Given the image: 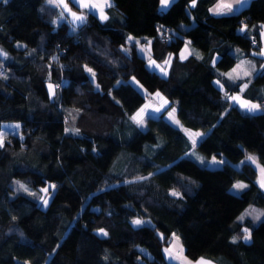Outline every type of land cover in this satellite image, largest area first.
I'll list each match as a JSON object with an SVG mask.
<instances>
[{
	"label": "trees",
	"instance_id": "obj_1",
	"mask_svg": "<svg viewBox=\"0 0 264 264\" xmlns=\"http://www.w3.org/2000/svg\"><path fill=\"white\" fill-rule=\"evenodd\" d=\"M214 1L192 7L172 0L161 8L160 0H113L111 17L88 13L73 31L68 21L55 24L59 9L47 0H0V128L19 121L0 147V264H174L163 254L173 234L190 258L264 264V216L238 220L249 203L264 210V189L247 159L254 153L264 167V102L246 111L215 82L237 60L232 47L261 58L264 0L225 15L209 11ZM129 36L150 37L157 61L171 56L167 76ZM185 41L197 52L181 59ZM252 82H264V67ZM154 90L185 126L205 131L195 148L220 165L190 156L191 141L164 111L145 127L131 119ZM238 179L247 187L235 192ZM19 182L56 187L42 206L17 190ZM136 217L148 220L135 226Z\"/></svg>",
	"mask_w": 264,
	"mask_h": 264
},
{
	"label": "snow or ice",
	"instance_id": "obj_2",
	"mask_svg": "<svg viewBox=\"0 0 264 264\" xmlns=\"http://www.w3.org/2000/svg\"><path fill=\"white\" fill-rule=\"evenodd\" d=\"M72 2H73V4L78 5L80 8L87 9L89 14H91V15H96L97 10H98L99 18L101 21H105L108 19V16L105 14L104 9L106 7L112 6L111 3L109 2V0H100V2H97V0H72ZM48 3L49 4H56L57 6H62L64 9V12H69L73 18L71 21V23L73 25H76L77 22H79V25H83L86 22L87 16L84 14L77 15L76 12H72L71 9H69L68 4L65 2V0H48ZM160 3H161V5L166 7L169 4V0H160ZM196 3H197V0H191V6L192 7H195ZM210 11H212L214 15H225V14L231 13L233 11V5L231 3H224L223 0H220V3H218L215 8L210 9ZM64 12H61V14H60L61 18H63ZM245 29H246V26H245V28H242L241 31H245ZM74 30L75 29H73V31ZM261 36H264V32L261 33ZM253 42L255 43V41H253ZM128 43L133 44V46H134L135 44H138L140 42L134 41V38L129 36L128 37ZM147 43L150 44L151 42L148 41ZM125 51H127V50H125ZM141 51L143 52L145 50L143 48H141ZM185 51H188L187 47L185 48ZM260 54L264 55V52H261ZM0 55H3L6 57V54L3 53L2 51H0ZM188 55H191V52H188ZM180 58L181 59L187 58L184 55V52L181 53ZM214 63H215V61H214ZM164 64H166V65L169 64V61H167V60L164 61ZM149 66L150 67L154 66L155 68H158L164 76H167L166 68L159 65V64H156V62L154 60L149 59ZM240 67H241L240 65H237V68H240ZM86 71L91 73L93 77L95 76V73L92 72L91 68L86 67ZM234 72H236V69H233L232 72L227 74V76L230 80L235 81L237 79H243V76H240L239 74H237L236 76H233L232 73H234ZM250 75H251V73L244 72V76H250ZM134 79L135 78H133V80ZM136 83L138 84L139 82L137 81ZM216 84L219 85L221 87V89L223 88V85L220 84L219 80L216 81ZM54 87L55 86L52 85L51 83L48 85L50 96L55 95ZM97 87H99V86H97ZM140 87L142 88V85ZM246 87H247L246 83L243 86H240V91L243 92L244 88H246ZM155 95L157 97H161V99H163V104L159 108H153L152 111H148L150 106L147 104L143 108H141L134 116L131 117V119L133 121H135L138 126L143 125L145 116L152 118L153 112L159 113V112L167 110L168 105H169V101L164 99L161 96V93H159V92H156ZM225 95L227 96V93ZM227 98L233 102L239 103L240 107L245 108L249 112L259 110L261 107L259 104H253L247 100H243L240 96H230ZM175 111H176L175 108H172V110L168 112V117L174 124L179 125L180 122H179V120L176 119ZM15 127L19 128V125H16ZM66 131H68V130L66 129ZM76 131H78V130H76ZM184 131H185L186 135H188L189 140L191 141L192 148L195 149V147L199 143V139H201L203 137V133L191 132L187 129H184ZM3 146H4L3 139L0 138V147H3ZM189 155H195V152L193 151V152L189 153ZM247 159L249 161H251L252 163H256V158L253 156H248ZM213 162H215V158H213ZM201 163H203V160H201ZM257 167L259 168V171L261 173L259 183H260V186L262 188H264V167H261L259 165H257ZM141 179H146V178H141ZM49 187H51L52 189H55L56 186L50 185ZM49 187H45V188L41 189V191L43 193L47 194L49 192ZM245 187H247V186L244 184H240V183L234 185V188H236V189H243ZM20 189L24 190L25 192L28 191V189L23 184L19 185V188L17 190H20ZM171 194L173 196H179L180 195V193L175 192V191H173ZM40 199L43 200L44 205L48 204V199H45L44 197H41ZM245 216H253V218L255 220H260L261 217L264 216V212H259L256 209H252L251 211L246 210L245 213H243L240 217H238V220L243 222ZM132 223L135 226H139L145 222L140 220V219H136V220H133ZM243 233H244L243 239L245 241H248L251 239V232L248 228H244ZM99 234L102 236H105V237L108 235V233L105 232L103 229L99 230ZM173 236H174L173 244L170 247L164 249L166 257L169 260L182 259L185 262V264H192V262L188 261L186 257H183V255H182L183 254V247L182 246H179V254L173 253V248L176 247L178 242H179V237H176L175 234H173ZM161 239H164V237L161 236ZM236 240H237V237H233L232 242L235 243ZM196 264H209V262L205 261L203 258H200L199 260L196 261Z\"/></svg>",
	"mask_w": 264,
	"mask_h": 264
},
{
	"label": "crops",
	"instance_id": "obj_3",
	"mask_svg": "<svg viewBox=\"0 0 264 264\" xmlns=\"http://www.w3.org/2000/svg\"><path fill=\"white\" fill-rule=\"evenodd\" d=\"M171 1L172 0H169V3ZM65 2L68 4L69 9H71L72 12H76L77 15H81V14H84L86 16L88 15L89 12H88L87 9L80 8L78 5L73 4L72 0H65ZM97 2H100V0H97ZM109 2L112 5L113 0H109ZM223 2L224 3H231L233 5V11H234V10L240 8L241 6L247 4L249 2V0H223ZM218 3H220V0H215L213 3H211L209 5V7H208L209 11H210V9L215 8ZM53 5L57 6L56 4H53ZM159 6L161 8H165V6L161 5V3H159ZM57 8L59 9V13L54 18L55 24L59 23L62 20H65V21L70 22L71 26H73L74 28H77L78 27L79 22H77L76 25H73L71 23V21H72L73 18L70 15L69 12H64V9H63L62 6H57ZM109 8L110 7H106L104 9L105 14L108 16V18L113 15V8H110V9ZM61 12H64L63 18H61V15H60ZM96 16L100 20L98 10H97ZM262 32H264V21H262L260 23V28H259L260 49H259V53L258 54H259V56H261V58L260 57L255 58V57H252L250 55H246L243 50H239L240 53H236V57H237L236 62L231 67H229L228 69L222 70V71L218 72V75H217V77H219L221 79L222 83H223V88L222 89H223V91H224L225 94L227 93V97H229L231 94L233 96H240L243 100H247V101H249V102H251L253 104H259L261 106L259 110H256V111H253V112H257V111L262 110V103L264 102V82L263 83H259V84H256V83H253L252 82V77L259 70H261L264 67V55H261L260 54L261 52H264V36H261V33ZM131 37H133L134 40H139L140 39V37H134V36H131ZM149 39H150V37H148V39H146V40H144V41L136 44L137 49L142 44L148 45L149 55H147V57L138 49V51L140 53H142L147 58V64L148 65H149L148 59H153L152 58V55H151L150 44L147 43L148 41H150ZM21 42H24V40H21ZM183 47H185V48L187 47V50L188 51H187V54L186 55H188V52H191V53H196L197 52V49H195L193 46H191V44L188 41H185V43L183 44ZM231 50L233 51V47L231 48ZM170 59H171V56H167V58H165V60H162V61H157L155 59H153V60H155L156 64H161L162 63L161 65L163 67H165L166 70L168 71L169 64H167V65L164 64V61L167 60L170 63ZM237 65H240L241 67L240 68H237ZM151 68H153V69H155V70H157V71L160 72V70L158 68H155L154 66H152ZM233 69H236V72L232 73L233 76H236L237 74H239L240 76H243V79H237L235 81L230 80L228 78L227 74L230 73V72H232ZM244 72H249V73H251V75L250 76H244ZM245 83L247 84V87L244 88L243 92H241L240 91V86H243ZM228 84H233V86L236 84L237 85V88L235 89V87L234 88L233 87H230ZM156 92L161 93V96L164 99H166L163 96L164 94L161 91H159V90L152 91L154 97L151 96L150 99L148 100L149 102L147 101V98H145V100L143 101V103L131 114V117L134 116L146 104L150 106L149 109H148V111H152L153 108H159L163 104V99H161V97H157L155 95ZM231 102H233V101H231ZM233 103L237 104L240 107L239 103H237V102H233ZM168 108H169V106H168ZM168 108H167V110H168ZM242 109L246 110L245 108H242ZM167 110L164 111V117H165V114H166V111ZM246 111H248V110H246ZM159 113L153 112V115H158ZM146 118H147V116H145L144 123L140 127H145V125H146ZM184 133H185V131H184ZM200 133H203V135H204L205 131L201 129L200 130ZM191 148H192V146H191ZM190 149H189V151H190ZM251 155H249V156H251ZM215 157L216 156H213V155L210 156L209 159L205 162V164H207L208 166H217V165H220L222 163V160H220L219 158L217 159V157L216 158ZM213 158H215V162H213ZM252 164L256 168V170H258L257 165L263 167L257 160H256V163H252ZM175 236L176 237H179L176 234H175ZM173 241H174V236L172 237L171 241L163 247V254H164L167 262L168 263L171 262V263H174V264H185V262L182 259L169 260L166 257L165 252H164V249L170 247L173 244ZM179 246H182L183 247V245H182V243L180 241V238H179V242H178L177 246L173 248V253L174 254H179ZM182 255H183V257H186L187 256L185 254V252H184V247H183V254ZM200 258H203L205 261L209 262V264H222V263H220V262H218V261H216V260H214L212 258L206 257V256H198L196 258H191V260H188V259L187 260L188 261H191L192 264H196V261L199 260Z\"/></svg>",
	"mask_w": 264,
	"mask_h": 264
},
{
	"label": "rangeland",
	"instance_id": "obj_4",
	"mask_svg": "<svg viewBox=\"0 0 264 264\" xmlns=\"http://www.w3.org/2000/svg\"><path fill=\"white\" fill-rule=\"evenodd\" d=\"M23 29V28H22ZM71 30H73V29H75L73 26H71V28H70ZM22 39L20 38V41H21ZM141 48H143L145 51H141ZM138 49L147 57V55H149V48H148V45H144V44H142L141 46H139L138 47ZM239 50H242V48H240L239 46H234L233 47V52H235V53H240L239 52ZM182 52H184V55H186L187 54V51H185V47H182L181 49H180V51H179V55L181 56V53ZM150 58V57H149ZM151 60H153V59H151ZM155 61V60H154ZM148 62H149V59H148ZM162 64V63H161ZM161 64H159V65H161ZM162 66V65H161ZM133 78H135L134 76H131L130 78H129V80L133 83V84H135L142 92H144V93H146L148 90H147V88L145 87V85L143 84V83H141L137 78H135L134 80H133ZM217 80H219L220 81V84H222L223 85V83H222V81H221V79L219 78V77H216L215 78V82L217 81ZM139 82L138 84L136 83V82ZM51 82H48L47 83V86L50 84ZM52 84V83H51ZM142 85V88L140 87ZM154 97V95H153V93L152 92H150L148 95H147V101L150 99V97ZM165 98H166V100L167 101H170L167 97H166V95H163ZM230 96H233L232 94L230 95ZM229 96V97H230ZM149 102V101H148ZM172 108H175V110H176V106L175 105H171V106H169V108H168V110L166 111V114H165V117L172 123V124H174L170 119H169V117H168V112L169 111H171L172 110ZM175 116H176V119L177 120H179V122H180V124L179 125H176V124H174V125H176V126H178V127H181V129L184 131V129H187V130H189V131H191V132H200V130L201 129H193V128H190V127H187V126H185L181 121H180V119L178 118V116L176 115V111H175ZM16 125H19V121L18 120H4V121H2L1 122V128H0V138H2L3 139V137L5 136V135H7L8 133H13V132H18L19 131V128H16L15 126ZM195 152V155H190V156H192V157H194V158H196L199 162H201V160H203V163L204 162H206L207 161V156L205 155V154H203L202 152H200V151H198L196 148L195 149H193V148H191V152ZM190 152V153H191ZM252 155H253V157H255L256 158V155L254 154V153H251ZM251 155V156H252ZM216 158V157H215ZM217 159H218V157H217ZM260 176H261V173H260V171H259V168H258V170H257V180L259 181L260 180ZM238 183H240V184H244V185H246V182L244 181V180H241V179H238V180H236L233 184H232V186H231V189L233 190V191H235V192H239L241 189H236V188H234V185H236V184H238ZM19 185H21V184H23L27 189H28V193L29 194H31V195H34L37 199H38V201H39V203L42 205V206H46V205H44L43 204V200L42 199H40L41 197H44L45 199H48V201H49V199H50V196L52 195V193H53V191H54V189H52L51 187H49L50 185H54L53 183H48L45 187H49V192L46 194V193H43L42 191H41V189H43V188H45V187H42L41 189H39V190H37V189H35V188H29L26 184H24V183H22V182H19L18 183ZM252 209H256L257 211H259V212H264V210L259 206V205H256V204H254V203H249L245 208H244V210L240 213V215H239V217L243 214V213H245V211L247 210V211H251ZM246 217V216H245ZM136 219H140V220H142V221H145V220H148V218H146V217H144V218H140V217H136V218H134L133 220H136ZM245 228H248V229H250V227L249 226H245ZM186 258L188 259V260H191V258L190 257H187L186 256ZM27 263V262H26Z\"/></svg>",
	"mask_w": 264,
	"mask_h": 264
},
{
	"label": "built area",
	"instance_id": "obj_5",
	"mask_svg": "<svg viewBox=\"0 0 264 264\" xmlns=\"http://www.w3.org/2000/svg\"><path fill=\"white\" fill-rule=\"evenodd\" d=\"M79 36H80V34L77 32V33H75L74 35H73V37H72V40H71V43L72 44H75L76 42H78L79 41ZM253 41H255V43L253 42ZM252 43L254 44V45H256V38L253 36V39H252ZM66 47H61V50L62 51H66Z\"/></svg>",
	"mask_w": 264,
	"mask_h": 264
}]
</instances>
